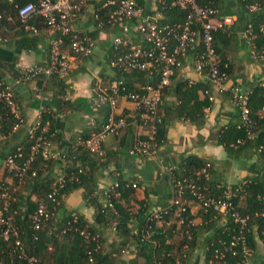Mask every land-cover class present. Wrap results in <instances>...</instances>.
<instances>
[{"label": "crops", "instance_id": "crops-1", "mask_svg": "<svg viewBox=\"0 0 264 264\" xmlns=\"http://www.w3.org/2000/svg\"><path fill=\"white\" fill-rule=\"evenodd\" d=\"M81 1L83 2L81 11L71 21L70 28L74 33L88 36L94 47L87 56H75L67 74L61 78L39 75L22 81L12 75L10 68L11 66L14 71L25 72L38 66H47L49 48L57 36L56 32L37 22L35 46L29 49L20 46L21 43L23 45L28 43L22 41V33L15 30V23L7 22L0 27V75L13 92L16 115L24 120L23 125L14 127L9 136L0 135V181L12 185L13 176L5 166V159L14 147L23 143L28 127L39 120L42 113L53 116L60 125L55 129L51 139V148L56 151L59 149V140L70 141L81 134L86 136L95 133L105 125L109 114L118 116L124 112L130 120L127 119V128L119 134L123 136V142L113 135H106L102 140L105 159L94 173V183L99 192L119 182L130 181L136 184L133 198L120 200V204L128 208L130 215L133 216L129 224L131 232L137 229L138 223L149 211L172 203L174 197L172 171L180 173L188 157H195L210 165L206 180L209 187L224 186L225 189L231 190L244 182L264 186V160L260 157V151L255 143L228 151L218 142L221 131L239 123V114L228 94L218 93L204 74L194 70L192 54H186L182 58L181 66L170 80V87L165 93L163 108L160 111L163 116L165 138L158 146L156 155L139 157L127 153L130 139L146 132L140 123L141 117L134 111L133 104L120 98L117 108L112 111L107 108L93 110L88 104L92 96L108 88L118 76L109 66L107 56L113 39L120 35V29L113 25L105 31L96 23V12L99 8L105 7V0ZM137 7L139 14L156 20L158 24L164 25L169 21L165 13H162L159 0H137ZM218 8L223 12L221 16H233L235 19L233 26L230 27L231 32L227 33L228 37L217 43L218 56L229 63V84L238 85L242 89L264 86V58L253 60L250 56V48L242 37L243 25L240 20L244 19L243 13L236 0H218ZM133 22L134 20L131 24ZM128 35L126 45L131 47L145 45L143 38L132 30ZM126 75L129 76L128 83L135 88L142 84L140 77ZM182 80L205 86V90L207 89L212 97V100L208 97L210 105L203 109L204 117L202 120H196L198 123L183 117L179 108L181 101L176 98L174 87ZM204 91L199 89L196 93L197 98L188 99L187 107L194 106V101L203 100L206 95ZM44 130H48L47 123ZM65 167L64 162L58 160L49 170L47 177L55 178L63 174ZM30 191L31 189L28 190ZM31 198L33 199L32 196ZM98 200L102 203L106 201L103 194L98 195ZM188 208L190 223L195 227L196 242L192 251L187 253L186 264H206L205 246L225 219L221 217L217 224L214 222L213 226H207V220L193 201L188 202ZM68 215L80 216L87 225L95 226V209L85 201L82 188L62 196V205L55 216L58 220H63ZM170 223L174 224L175 229L169 246H178L181 236L175 231L179 229V225L176 224L175 217L174 219L171 217ZM156 225L157 228L162 226L161 222H157ZM97 228L105 252L110 253L118 246H124V253L119 255L115 264H134L141 259L139 249L132 240L119 236L108 225H100ZM251 231L257 237L256 228L252 227ZM256 243L257 250L247 260L248 264H262L264 261L263 242L256 238ZM49 250L53 251V248Z\"/></svg>", "mask_w": 264, "mask_h": 264}, {"label": "trees", "instance_id": "trees-1", "mask_svg": "<svg viewBox=\"0 0 264 264\" xmlns=\"http://www.w3.org/2000/svg\"><path fill=\"white\" fill-rule=\"evenodd\" d=\"M35 1L36 0H12L8 2V0H0V14L2 17L0 27L7 22L15 23V30L22 33V41L28 43L27 45L21 43L20 46L29 49L35 46V34L38 27L37 22L42 23L46 28L50 29L43 18L38 16L32 17L27 22L28 25L33 26L35 31L25 30L24 25L21 24L17 16L16 6L18 7L27 2ZM198 3L200 5H212L217 8L219 11L216 18L221 17L220 14H223L218 8V0H198ZM236 3L243 13L244 19L240 20L243 25L242 30L244 31L247 25L250 24L253 32L252 44L255 51L259 52L264 50V32L260 31L261 27H264V8L256 12H250L248 7L254 4V0H236ZM111 10V7L105 6L104 8H99L96 12V23L100 28L105 29V31L113 26L109 22ZM162 13H165L169 20L167 24H180L185 20L188 11L176 7L167 11L162 10ZM231 30L232 29L229 27L218 29L213 33V49L220 63V70L226 73L228 78L230 72L229 63L224 58L218 56L217 43L227 38V33H230ZM69 39L68 36L64 38L61 50L64 51L66 49V51L71 54ZM130 48L131 46L125 45L115 50L112 45L107 56L108 64L111 59H113L114 55L124 54L130 51ZM201 49V37H199L196 49L193 52H187V54L193 55L195 52H200ZM182 58L180 59L181 62ZM10 68L12 75L16 76L15 78L17 80L23 78L24 72L14 71L11 66ZM177 70L178 68L174 70L170 80L174 77ZM114 71L118 75L115 81L120 82L118 90L119 96L126 93L139 92L140 86L142 87L147 84L155 85L158 80V75L154 70L152 74L138 70L122 71L114 69ZM126 74L140 77L142 79V84L135 88L128 83L127 79L129 76ZM50 77L61 78L56 75ZM170 83L162 91L161 101L158 104V114L161 119L156 127V143L158 146L164 142L165 138L163 116L160 111L163 108V100L167 89L170 87ZM0 84L4 86L7 85L1 75ZM199 89L204 91L205 86L190 83L187 80L180 81L174 87L175 96L181 101L179 108L183 117L193 122H197L196 120L198 119L202 120L204 117L203 109L210 105L208 96L205 95L203 100L200 102L194 101V106L191 108L187 107L186 102L188 103V99L191 100L193 97L197 98L196 93ZM119 99L120 98H118V100ZM249 108L251 117L256 124L254 137L250 140L246 139L245 130L240 125L239 121L236 126L221 131L219 133L218 142L228 151H231L233 148H244L250 143H255L256 148L260 151V157L264 160V111L261 112L262 109H264V86H255L253 88V95L249 101ZM15 109L16 104L14 95L11 104H7L0 100V135L6 137L12 133L13 128L18 122L15 117ZM134 111L141 116L139 110L134 109ZM112 116H114L113 118L115 121L119 118L125 119L126 124L121 132L127 128L128 120L130 119L124 115V112L118 116L114 114H112ZM109 117L110 114L107 116L105 124H107ZM38 122L39 132L44 129L46 123L48 124V130H45L43 135L51 144L52 136L56 131L55 129H58L60 125L53 116L45 113L41 114ZM140 123L146 131V126H144L142 119ZM102 128L90 135L85 136L81 134L76 136L70 141L59 140V149L55 151L59 155V159L54 157L44 159L37 156L26 171L21 182L13 171H10L13 176L12 185L0 181L5 186H8L10 190L16 187L14 192L15 200L10 204V212H16V214L12 215V222L18 228L19 239L23 244L27 258H33V264H115L119 255L124 253V246H118L116 250L110 253L105 252L102 237L97 227L100 225H108L112 227L119 236H125L137 245L139 249L138 254L141 259L137 260L134 264H186L187 253L192 251L195 247L193 245L196 242L195 227L190 223L191 216L189 214L188 202L193 201L198 206L200 212L208 222L207 226H213L214 222L217 224L221 216L217 215L212 209H207L205 211L204 207L192 193L184 189V194L179 198L177 203H171L166 207L160 208L164 209L166 212L163 214L161 220H151L149 211V213L140 220L137 229L131 232L129 224L133 216L130 215L128 208L120 204V200L132 199L135 188L131 186L127 187L124 183L119 182L118 188L109 190L107 193V199L112 204V207H108L104 205V203L99 202L98 195H102L103 192H99L96 188L94 173L104 163L103 159H105V157L102 144L100 153L90 152L84 146L77 144L78 137L86 140L90 138L91 135L100 133ZM145 135L146 134L132 137L127 144V153L128 150L134 146L137 139L144 138ZM115 137L119 139L120 142H123L122 135H117ZM238 140H243L244 142L238 144ZM33 143L34 141L29 138L27 133L23 143L14 147L9 154H13L17 148H20L24 159H26ZM58 160L63 161L66 167L64 173L61 174L63 177V185L61 188H58L57 200L59 203L55 206V210H53V206L49 203L47 197L55 187L56 177L49 178L47 175L53 164ZM21 162L22 160L17 161L18 166H20ZM182 169L180 173L172 171L171 177L173 182L180 181L183 185L193 184L205 197L213 196L223 198L224 191L229 192V201L233 203V206L241 217H247V224L243 228L231 218H225L224 223L219 226L213 238L205 246L206 264H209L210 261L213 263L214 261L216 262L217 260L214 259V255L221 251L224 255L223 264H244V261L248 260L257 250L256 238L261 240L264 245V215H262L264 212L263 184L262 186H257L253 182H244L231 190L225 189L224 186L209 187V183L206 180L208 179L210 165L195 157H188ZM203 170L205 172H202ZM32 172H35L34 176L31 175ZM78 188L83 189L85 201L95 209V226L87 225L80 216L76 217L75 221H73V218L69 215L63 220H58L55 216L62 205V196H66ZM29 189H31L30 192H28ZM174 197L176 198L175 189ZM40 202L45 203L52 214L50 221L45 223L39 231H34L31 224V216ZM8 215L10 216L11 214L8 213ZM171 217L173 219L175 217L176 224L179 225V229L175 231L181 236L178 246H169V240L175 229L174 224L170 223ZM179 217L182 218V222H180ZM157 222H161L162 226L160 228H157ZM54 223L55 225H53ZM148 227H150V229ZM252 227L256 228L257 237L252 234ZM63 230L65 234L61 235L60 233ZM80 231L88 232L90 237L86 239L80 235ZM147 233L149 234L148 237H146ZM34 236L36 239H34ZM231 241L236 242L233 248V255L226 251ZM242 243L244 244L243 246ZM184 247H187V249H183ZM49 248H53V251H50ZM244 248L247 249L248 252L246 256L243 254ZM0 264H27L26 260L20 258L18 248L15 246L14 237L10 235L8 239H4L1 234V228ZM262 264H264V261Z\"/></svg>", "mask_w": 264, "mask_h": 264}, {"label": "built area", "instance_id": "built-area-1", "mask_svg": "<svg viewBox=\"0 0 264 264\" xmlns=\"http://www.w3.org/2000/svg\"><path fill=\"white\" fill-rule=\"evenodd\" d=\"M160 8L163 11L171 8H181L188 11L185 20L180 24H158V22L150 17H145L139 14L137 7V0H105L104 5L111 7L109 15V22L112 25H117L120 29V35L116 36L112 45L114 49L125 46L128 40V33L133 32L140 35L145 45L133 46L130 51L114 55L109 62L111 69H118L122 71L138 70L142 72L153 73V70L158 75V80L155 85H143L139 92L126 93L119 96L118 90L120 82L114 81L108 88H105L94 96L89 101V107L93 110L101 108H108L110 111L117 108L118 98H124L130 101L135 110H139L144 126H146L145 137L137 139L133 147L128 150L130 156L149 157L155 156L158 150L156 143V127L161 119L158 114V104L161 101V93L170 83V78L176 68L181 66V58L187 52H193L196 49L198 38L201 37L202 49L200 52L193 53L194 56V70L199 74H204L208 82L214 86L218 93H226L230 97L233 105L239 114L240 125L244 128L246 139H252L255 135L256 124L253 121L249 101L253 95V89H242L238 85L229 84L226 73L220 70V63L216 58L213 49V33L218 29H225L233 26V16L217 17L218 10L212 5H200L198 0H159ZM83 2L81 0H36L35 2H27L21 6H16L17 16L20 19L25 30L35 31L33 26L28 25L29 19L34 16L43 18L51 30L57 33L56 38L50 45L48 64L45 67H35L24 72L22 81H28L36 76L43 75L50 77L56 75L63 77L70 69V64L75 56H87L91 53L94 43L85 35L77 34L71 31V21L78 16L81 11ZM264 8V0H254V4L248 7L250 12ZM0 14V21H1ZM134 22L131 24V22ZM131 24V25H130ZM260 31L264 32V27ZM252 27L247 25L242 32V37L247 46L250 48V56L253 60L264 58V50L255 51L252 44ZM69 37V48L71 54L61 50L65 37ZM264 85V83H263ZM209 100H212L209 91L206 90ZM0 100L11 104L13 100V92L8 85L0 84ZM262 109L261 112H263ZM17 124L15 128L23 125L24 120L15 115ZM112 114L108 119L107 124L102 128L98 134L91 135L90 138L83 140L77 138V144L84 146L90 152L100 153L102 140L106 135L117 136L125 126V119L119 118L114 120ZM45 130L39 132L38 120L28 127L27 133L29 138L34 141L30 147L29 155L26 159L20 148H17L13 154L7 155L5 159V166L15 172V176L21 182L29 169L32 162L37 156L44 159L54 157L59 159L57 152L53 151L51 144L45 139L43 133ZM243 140H238V144H242ZM22 160L20 166L17 161ZM202 172H205L204 170ZM32 176L35 172L31 173ZM53 191L48 195L47 199L52 204L53 210L58 205V188L62 187L63 177L58 175ZM125 186L136 188V184L130 181L123 182ZM119 183L112 184L104 189L103 195L106 199L104 205L112 207V204L107 199L109 190L118 188ZM176 190V198L173 197L172 203H177L179 198L183 196L184 189L190 191L192 195L201 203L205 211L212 209L217 215L222 218H231L238 223L242 228L247 224V217H241L239 212L229 201V192L224 191L223 198L220 197H205L203 193L193 184L183 185L182 182H173ZM16 187L10 190L0 182V228L4 239H8L12 235L15 239V246L18 248L20 258L27 261V264H33V258H27L25 249L21 240L19 239L18 228L12 222V215L16 212H10V204L15 200L14 192ZM11 214L10 216L8 215ZM164 209L155 208L150 211L151 220H161ZM52 212L48 210L45 203L40 202L31 216V224L34 231H39L45 223L50 221ZM264 215V212L263 214ZM179 216V215H178ZM73 221L76 216L72 215ZM180 222L182 218L179 217ZM55 225V223L53 224ZM150 229V227H148ZM65 234V231L60 233ZM80 235L88 239L90 234L86 231H80ZM149 234H146L148 237ZM34 239L36 237L34 236ZM224 244V243H223ZM236 242L231 241L226 251L234 254L233 248ZM244 244L242 243V246ZM243 254H248L247 249H243ZM223 253H215L214 263L209 264H223ZM244 264H248L245 260Z\"/></svg>", "mask_w": 264, "mask_h": 264}]
</instances>
